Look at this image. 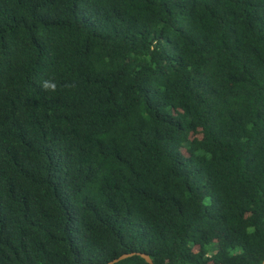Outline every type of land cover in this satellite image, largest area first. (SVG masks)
<instances>
[{
	"label": "trees",
	"instance_id": "trees-1",
	"mask_svg": "<svg viewBox=\"0 0 264 264\" xmlns=\"http://www.w3.org/2000/svg\"><path fill=\"white\" fill-rule=\"evenodd\" d=\"M130 253L263 264L264 0H0V264Z\"/></svg>",
	"mask_w": 264,
	"mask_h": 264
},
{
	"label": "water",
	"instance_id": "water-1",
	"mask_svg": "<svg viewBox=\"0 0 264 264\" xmlns=\"http://www.w3.org/2000/svg\"><path fill=\"white\" fill-rule=\"evenodd\" d=\"M134 256H141L144 258L149 264H154L153 260L151 257L145 253H130V254H123L120 257L114 259L113 261L107 263V264H118L119 262L126 260L128 258L134 257ZM264 264V262H263Z\"/></svg>",
	"mask_w": 264,
	"mask_h": 264
},
{
	"label": "rangeland",
	"instance_id": "rangeland-1",
	"mask_svg": "<svg viewBox=\"0 0 264 264\" xmlns=\"http://www.w3.org/2000/svg\"><path fill=\"white\" fill-rule=\"evenodd\" d=\"M216 249H217V246L216 245H212L211 246V250H212V252L214 251H216ZM241 250H237L236 252H240Z\"/></svg>",
	"mask_w": 264,
	"mask_h": 264
}]
</instances>
